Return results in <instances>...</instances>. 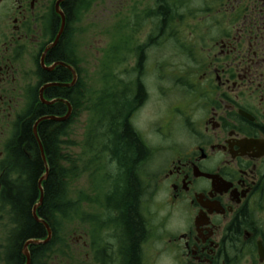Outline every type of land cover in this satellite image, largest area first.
I'll return each mask as SVG.
<instances>
[{"label": "flooded vegetation", "instance_id": "af4514ba", "mask_svg": "<svg viewBox=\"0 0 264 264\" xmlns=\"http://www.w3.org/2000/svg\"><path fill=\"white\" fill-rule=\"evenodd\" d=\"M67 1L0 0V122L11 118L13 94L24 81L18 60L30 51L37 107L42 89L47 100L69 103L67 125L88 109L69 42L62 39L53 54L61 41L52 46L61 23L57 9L66 20ZM75 10L76 2L71 16ZM141 15L123 22L118 14L116 30L119 36L127 30L129 58L120 59L112 80L106 66L100 72L98 178L107 190L96 239L90 219L86 233L75 237L81 264H128L131 243L114 201L128 186L114 143L125 124L144 150L133 166L143 227L139 264H264V0H152ZM57 62L70 68H49ZM57 68L65 70L61 79L48 75ZM74 73L66 91L48 85L70 82ZM63 104L57 116L65 114ZM25 242L11 249L8 239L0 244V264H24L12 256L24 260ZM28 252L30 263L39 261L29 246Z\"/></svg>", "mask_w": 264, "mask_h": 264}, {"label": "rangeland", "instance_id": "374dc122", "mask_svg": "<svg viewBox=\"0 0 264 264\" xmlns=\"http://www.w3.org/2000/svg\"><path fill=\"white\" fill-rule=\"evenodd\" d=\"M151 6L152 0H123L121 7L118 6V0L78 1L74 20L69 26L67 42L81 67L83 75L81 88H84L82 94L88 95V109H84L83 113L79 112L74 122L67 125L61 137L64 140L61 153L71 159L68 163L71 171L67 177L65 191L66 201L71 208L66 215L58 217L56 243L39 257L45 264H54L56 260L62 264L68 259L69 263L65 264H81V243H76L75 237L86 233L87 219H90L92 237L95 238L97 235L98 219H101L103 212V195L107 190L106 184L100 182L98 178L100 161L97 159L100 158L99 145L102 140L99 135L96 106L102 82L100 72L106 66L107 78L112 80L114 68L121 66L120 59L122 58L124 62L129 58L130 42L127 30L123 31V36H119L120 32L116 30L118 14L123 22L135 21L136 16L145 14ZM125 25L127 26L126 23ZM119 42L122 43L120 49ZM34 56V51L26 52L18 60L24 81L13 94L16 105L13 106L11 118L7 121L2 119L4 123L0 122V150L4 155V158L0 159V164L7 158L6 143L13 135L12 128L17 114L28 108L32 91L36 89ZM18 89L22 92L18 93ZM158 120L153 119L154 122ZM1 168L0 165V174ZM13 225L9 207L0 202V244H6V235Z\"/></svg>", "mask_w": 264, "mask_h": 264}, {"label": "trees", "instance_id": "16d2710c", "mask_svg": "<svg viewBox=\"0 0 264 264\" xmlns=\"http://www.w3.org/2000/svg\"><path fill=\"white\" fill-rule=\"evenodd\" d=\"M74 2H76L77 6L78 0H68L64 5L69 25L70 22H73L72 20H74L76 14L75 11L74 15L71 16V6ZM160 10L164 15L167 13L164 6H161ZM68 24H66V28ZM66 28L59 45L54 48L53 54L55 52L60 53L62 39L66 38L67 35ZM62 72H65V70L57 68L56 71L48 75L61 79ZM67 89L52 88L57 94ZM35 90L32 91V103L27 106L28 108L26 107V111L18 118L17 124L20 125V130L16 134L14 133L6 143L7 158L0 164L2 167L0 174V202L9 207L11 220L13 224H16V228H14V244L18 245L28 238H43L46 233L44 226L36 222L31 215L32 206L39 201L40 194L37 181L45 169L37 141L32 132V126L38 117L46 114H60V111L62 113L65 109L64 104L61 102L37 107L34 99ZM139 94L141 95V92ZM67 124V120L55 121L47 119L42 120L37 125V134L42 142L49 167L47 178L42 182L43 199L37 207V214L47 221L55 234L58 217L66 215L68 209L71 208L66 201L65 195L67 177L71 171L68 163L71 162V159L68 158V155L61 153V147L64 143L61 137L65 133ZM114 143L116 144V151L122 157L120 163L128 168L127 174L129 176L126 194L117 193L114 196V201L122 208V217L131 243L128 252V264H139L138 241L143 234V227L137 214L139 185L134 175L133 166L135 162L142 158L144 150L137 137L126 124L122 133L116 135ZM73 206L74 203L72 204ZM51 247L50 243L37 247L31 246L30 251L34 255V253H37L36 251L41 250V255H44ZM12 252L15 253L14 250Z\"/></svg>", "mask_w": 264, "mask_h": 264}, {"label": "bare ground", "instance_id": "6f19581e", "mask_svg": "<svg viewBox=\"0 0 264 264\" xmlns=\"http://www.w3.org/2000/svg\"><path fill=\"white\" fill-rule=\"evenodd\" d=\"M77 7H78V4H77V6H76V10L75 11H77ZM57 13L60 15V17H61V23H60V27H59V30H60V28H61V24H62V16H61V14L63 15V17H64V27H63V30H62V32H61V34H60V36H59V38H58V40H60L61 39V37H62V35H63V33H64V30H65V28H66V24H67V19L65 20V15H64V13L63 12H61L59 9H57ZM73 21V20H72ZM71 23V22H70ZM59 30H58V32H59ZM58 32H57V35H58ZM57 35H56V37H57ZM56 37H55V39H56ZM55 39H54V41H55ZM67 39H68V37H66V38H64V43H66V41H67ZM57 40V41H58ZM62 63V64H61ZM54 66L55 65H61V66H64V67H66V68H68L67 66H68V64L67 63H63V62H57V63H55V64H53ZM70 67V66H69ZM75 81H76V74L74 73V75H73V78H72V80L70 81V82H56V84H70V83H72V85H70V86H58V85H55L56 87H60V88H69V87H72L74 84H75ZM43 93V92H42ZM35 99V98H34ZM56 99H58V98H53V99H50V100H47L44 96H43V94H42V96H41V94H40V90H39V101L41 102V105H45V106H48V105H52V104H55V103H57V102H60V101H57V102H54V103H52V104H47V103H45V101L46 102H49V101H52V100H56ZM44 101V102H43ZM30 103H32V100H30ZM36 105V104H35ZM26 110H24L22 113H19V115H17V117H16V122L15 123H13V128H12V132H13V134L15 133H17L19 130H20V125H18L17 124V122H18V118H19V116H21L24 112H25ZM68 111V107H67V110H66V112ZM65 112V113H66ZM70 113H71V106H70ZM44 116H50L49 114L48 115H42V116H40V117H38L36 120H35V122L37 121V120H39L41 117H44ZM70 116V115H69ZM69 118V117H68ZM46 120V119H45ZM42 120H40L39 122H41ZM35 122H34V124H35ZM38 122V123H39ZM34 124H33V126H34ZM38 125V124H37ZM33 126H32V132H33V135H34V137H35V140L37 141V144H38V148H39V151H40V146L42 147V149H43V151H44V148H43V145H42V142H41V140H40V138H39V136H38V134L36 133H34V131H33ZM36 132H37V126H36ZM100 135V134H99ZM45 155V154H44ZM45 159H46V157H45ZM44 173L38 178V181H37V185H38V190H39V194H43V186H42V182L44 181V180H46V178H47V175H48V171H49V167H48V165H47V161H46V165H44ZM46 175V177L44 178V179H42L41 180V178L43 177V176H45ZM41 180V181H40ZM40 182V183H39ZM39 198H40V195H39ZM39 202V201H38ZM38 202L36 203V204H38ZM35 205V204H34ZM34 205L32 206V208H31V215H32V218L36 221V222H38V223H40V224H42L43 226H44V228H45V231H46V233H45V236L43 237V238H28V239H26L25 241L26 242H29L28 243V246H29V248L31 249V246H34V247H37V246H42V245H45V244H48V243H50V246L52 245L53 246V244H55L56 243V234L52 231V228L50 227V225L47 223V221L46 220H44L43 218H41L38 214H37V208H36V215H34L33 214V208H34ZM119 207H120V205L119 204H116V211L115 212H117L118 211V209H119ZM44 223H47V225L49 226V228L51 229V234H50V236H48V233H47V229H46V227H45V225H44ZM15 228V227H14ZM14 230L12 229V228H10L9 229V231H8V237H7V239H8V242H10V244H9V248L11 249V248H15V247H17L16 245L17 244H14L13 243V240H14ZM52 240V241H51ZM25 242V243H26ZM25 246V245H24ZM28 246H27V252H28ZM20 249V248H19ZM25 249V248H24ZM18 250V249H17ZM24 251L25 250H23V249H21V253H22V255H24V260H23V258L21 257V256H15V257H13L12 256V260H17V261H20V262H22L23 263V261H24V264H27V261H28V258L26 257V255L24 254ZM37 253H39L40 254V256H42L41 255V250L39 251H36ZM28 254H29V252H28ZM29 264H45L44 263V261H43V259H41V260H39L38 262H36V261H33L32 263H30V255H29Z\"/></svg>", "mask_w": 264, "mask_h": 264}, {"label": "water", "instance_id": "95a60500", "mask_svg": "<svg viewBox=\"0 0 264 264\" xmlns=\"http://www.w3.org/2000/svg\"><path fill=\"white\" fill-rule=\"evenodd\" d=\"M61 16H62V24H61V28H60V30H59V32H58V35H57V37H56V39H55V41L53 42L52 45H55V44H56V42H57V40H58V38H59V36H60L62 30H63V27H64V17H63L62 14H61ZM61 64H62V63H61ZM53 67H54V65H53L52 67H49V68L51 69V68H53ZM67 67L70 68L69 66H67ZM48 85H50V86H55V85H58V86H70V85H72V83H70V84H56V83H51V84H48ZM40 94H41V96H42V89L40 90ZM57 101H60V102L65 103V104L67 105V107H68V111H67L63 116L50 115V116H44V117H41L39 120H37V121L35 122V124H34V126H33V131H34L35 134L37 133V132H36V126H37V124H38V122H39L40 120H45V119L47 120V119H50V120H55V121H65V120L68 119V117H69V115H70V105H69V103H68L67 101L62 100V99H56V100H52V101H49V102H46V101H45V103H47V104H52V103L57 102ZM43 102H44V101H43ZM40 154H41V157H42V159H43L44 164L46 165V159H45L44 151H43V149H42L41 146H40ZM45 177H46V175L43 176V177L41 178V180L44 179ZM41 180H40V181H41ZM39 183H40V182H39ZM42 199H43V194H40L39 202H38V204H35V205H34V208H33V214H34V215H36V208L41 204ZM44 225H45V227H46V229H47L48 236H50V234H51V229L49 228V226L47 225V223H44ZM28 243H29V242H26V243H25V246H24V248H25L24 254H25L26 257L28 258L27 264H29V254H28V252H27V246H28Z\"/></svg>", "mask_w": 264, "mask_h": 264}]
</instances>
